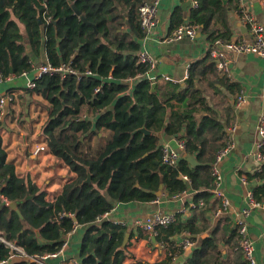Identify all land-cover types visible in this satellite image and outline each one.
Instances as JSON below:
<instances>
[{"label":"trees","instance_id":"1","mask_svg":"<svg viewBox=\"0 0 264 264\" xmlns=\"http://www.w3.org/2000/svg\"><path fill=\"white\" fill-rule=\"evenodd\" d=\"M117 1L121 0H0L3 78L10 73L23 74L32 69L27 43L39 50L43 38L41 27L45 28V46L51 65L66 64L80 73L88 69L92 72L80 77L77 73L64 76L60 72L46 73L37 80L34 88L41 90L50 101V117L43 130L50 148L75 173L56 198L57 217L61 213L71 215L60 218L70 223L66 231L75 224L89 225L81 242L79 264H249L240 256L237 224L231 230L232 240L227 239V242L241 261L223 259L216 238L206 237L188 258L175 263L174 256L179 248L173 237L184 231L195 234L197 230L191 221L174 220L158 227L156 238L167 245L165 259L154 263L144 260L126 263L127 246L123 247L126 226L107 219L98 224L94 222L112 210L116 201L148 202L159 198L160 186L172 196L188 189L200 190L194 200L203 199L207 204L215 187L213 161L227 143L221 141L226 127L211 110L203 90L195 82L198 64L202 66L203 74L207 71L217 74L210 54L193 68L191 65L184 86L167 82L164 87L153 90L150 80L141 79L132 93L126 92L123 79L147 72L148 65L137 63L138 39L143 37V32L133 11L140 0H122L130 5L131 32L118 31L119 27L112 23ZM196 1L198 6L190 8L189 19L201 26L200 31L207 34L208 40L213 43L217 38H233L228 9L232 6L241 11L240 0ZM72 4L82 15L75 13ZM13 14L26 24L27 38ZM184 18V10L177 7L171 17V31L183 23ZM132 33L136 39L128 40ZM98 86L101 89L95 92ZM173 98L183 101L186 108L180 113L173 111L167 119V109H172L170 100ZM84 110L93 117L85 119ZM202 110L204 115L198 120L197 113ZM141 128L151 133L147 134ZM101 129L110 130L111 136L107 144L93 145L92 137ZM162 129L170 135H178L185 142V156L176 166L162 162V147L158 143V132ZM259 152L264 154V144ZM187 155H195L198 164L192 165ZM89 173L91 181L88 182ZM246 175L253 184V198L264 202V162ZM40 191L29 176H19L15 165L7 161L0 134V195L10 202L21 200L19 210L23 213ZM61 229L59 225L55 232H42L37 236L36 229L0 196V234L17 241L28 254L42 256L59 250L63 244ZM40 237L46 242L41 243ZM7 253L8 249L0 243V257ZM14 264L34 263L21 260Z\"/></svg>","mask_w":264,"mask_h":264},{"label":"crops","instance_id":"2","mask_svg":"<svg viewBox=\"0 0 264 264\" xmlns=\"http://www.w3.org/2000/svg\"><path fill=\"white\" fill-rule=\"evenodd\" d=\"M142 1H139L133 11L138 19V8ZM240 6V10L253 14L264 25V7L261 0H240ZM177 7L184 10V22L190 21L189 10L193 7L192 0H162L159 5V22L153 37L144 39L141 27L143 37L138 39L140 49L148 51L156 61L153 68L148 65V72L145 75V79L153 83V90L164 87L167 82L184 86L193 65L210 54L209 48L212 42L208 40L207 34L200 30L195 38L188 36L181 39L170 38L174 31H171V17ZM130 15V5L122 0L117 1L112 12V16L115 17L112 23L119 27L118 31L131 32ZM12 17L19 23L23 36L27 38L26 24L20 22L15 14ZM228 18L233 30V37L252 40L253 35L242 22L240 11L235 7H229ZM41 32H43V38L39 50L27 43V53L32 63V69L27 74L10 73L0 79V96H5L7 99L1 117L0 134L2 146L7 153V161L15 165L16 173L19 176H29L41 189L40 193L29 201L27 209L22 213L23 218L35 229H39L40 235L42 232L53 233L59 225L62 226L61 240L68 242L62 255L48 257L46 261L49 264H75L73 259L76 258L79 262L81 242L89 225L75 224L67 232L66 226L70 224L69 221L64 222L57 217L56 198L63 191L65 184L73 179L75 173L52 152L48 139L44 135V126L50 117L49 99L41 90L30 88L27 85L30 79L35 78L40 65L50 63L46 52L44 27H41ZM133 38H135L133 33L127 37L128 40ZM228 55L230 77L222 74L210 57L217 74H212L210 71L203 74L202 66L198 64L195 82L203 90L211 110L214 111L224 128L226 127V133L221 141L226 143L229 139L231 126H236L233 132L236 145L218 164L223 175L220 188L228 196L230 204L227 208L222 207L221 200L215 193L216 183L212 188L213 194L209 202L204 206H191L195 194L200 190L188 189L186 194L172 196L167 193L164 186H160L157 191L159 198L152 201H116L110 210L112 215L108 221L116 224L126 223V230L129 233L126 244V263L137 260L154 263L165 259L167 252L160 248V241L155 237L149 238V235L140 227L139 222L144 221L156 211L171 213L179 210L180 215L175 220L182 223L191 221L197 233L188 232L195 241L191 247L182 245L186 231L173 237V242L179 248L175 263H180L188 258L206 237L216 238L217 244L222 250L223 259L233 261L236 258L241 261L236 257L234 249L231 248L227 239L232 240L230 239L231 230L235 228L238 219L244 218L242 211L250 208L249 214L245 217L248 223V232L254 242L255 256L259 264H264V206H251L250 192L253 191V184L243 181L248 172L259 167L256 157L260 149L257 146L262 139L259 126L260 117L264 114V57L251 53L234 52H229ZM188 64L192 65V68H188ZM241 91L247 95L248 102L238 106L237 96ZM170 102L172 109H167V119L173 111L180 113L186 108L184 102L176 98L171 99ZM162 103L165 104L164 101ZM82 114L85 119L93 117V114H90L88 110H84ZM203 115V110L198 112V120ZM110 136V130L101 129L93 135L92 144L105 145ZM177 136L170 135L162 129L158 132V143L160 147L170 143L174 148H178ZM208 137L211 138L210 134ZM40 146H45V148L37 151ZM179 152L180 157L185 156V148L179 149ZM189 156L196 159L195 155L186 157ZM219 208L222 209L220 213H218ZM130 234L132 235L130 236ZM40 235L37 234V236ZM39 241L46 242L43 237H40ZM240 256L244 262L245 257L242 250ZM180 257L183 260L178 262Z\"/></svg>","mask_w":264,"mask_h":264},{"label":"built area","instance_id":"3","mask_svg":"<svg viewBox=\"0 0 264 264\" xmlns=\"http://www.w3.org/2000/svg\"><path fill=\"white\" fill-rule=\"evenodd\" d=\"M162 0H143L138 8L139 13V19L140 24L142 27V30L144 32V39H150L153 37L154 30L159 22V5ZM262 1V5L264 7V0ZM44 5L46 3L44 2ZM192 6L197 7L198 3L196 0H192ZM241 12V20L246 25V27L251 31L253 37L252 40H248L246 38H217L213 43H211V46L209 48V53L212 58V60L216 63V66L218 70L224 74L230 77V59H229V52L234 53H251L256 54L261 57H264V25L260 23L257 18L251 14L244 12L243 10ZM44 16L47 20L48 17L46 16V12H44ZM199 24H194L190 21H185L178 25L174 31L171 33V39H181L185 36L195 38L198 31H199ZM137 63L138 64H146L149 65L150 68H153L155 66V58L145 49H140L137 53ZM60 72L63 76L66 73H74L80 75H90L92 74L91 70H86L84 73L78 72L75 68H73L71 65L63 64L61 66H53L50 63H45L40 65L38 72L34 79H30L28 81V87L35 88L36 82L38 79H40L44 74L46 73H55ZM148 72V71H147ZM23 74H27V72H24ZM145 75L147 73H138L137 75L133 77H128L126 79H123V81L126 83V92L131 93L134 89V85L137 81L141 79H145ZM188 75V74H187ZM2 78V71L0 67V79ZM101 89L100 86H98L95 89V92H99ZM6 97L0 96V119L4 113V108L6 104ZM248 102L247 95L244 94V91H241L239 95L237 96V105L241 106ZM236 126H231L229 130V139L227 140L226 145L217 153L216 159L213 163V175L215 177V193L217 197L220 198L221 204L223 208H227L230 204V200L226 193L220 188V185L223 180V175L219 169V162L226 156L227 153H229L232 149H234L236 142L233 138V132L235 131ZM259 131L262 135V139L259 142L258 146L260 149L264 144V114L260 117V126ZM178 148H174L170 143H166L162 147V161L163 163L176 166L178 162L180 161V152L179 149L185 148V142L178 138ZM45 146H40L37 148V151L44 149ZM257 160L259 162V166L264 162V154L262 152L257 153ZM184 179H188L186 175H184ZM243 181L247 184H250L247 177L245 176L243 178ZM188 190L175 195L180 196L181 194H186ZM3 201L6 205L10 204V201L4 196L0 195ZM250 199H251V206H264V202L257 201L253 198L252 192H250ZM206 205V202L203 199H199L198 201L193 200L191 203L192 207H198V206H204ZM180 211V210H179ZM179 211L177 212H171L166 213L162 211H156L155 213L148 216L144 221L139 222L140 227H142L143 231L149 235V238H153L158 235V227L167 225L177 219L180 215ZM222 211L221 208H219L220 213ZM250 208H246L242 211L243 217L240 218L237 221V225H239V246L243 252L244 257L247 259L249 264H259V261L257 260L255 256V246L254 242L251 239L249 232H248V223L245 217L249 214ZM68 214L61 213L58 215V218H64ZM112 215L111 211L105 212L103 215L99 216L96 219L97 223H100L104 219H109ZM68 216H71L70 214ZM122 226H126L125 222H119ZM0 243L4 244V246L8 249V253L5 257H0V264H14L17 262H20L21 260H30L34 264H49L46 259L48 257H57L62 255L65 252V249L68 245L67 241H63L62 246L59 250L52 253H47L42 256L38 255H30L28 254L24 247L17 243V241L7 239L4 235L0 234ZM195 244V241L192 239V235L188 234V232L185 234V237L182 241V245L184 247H191ZM160 248H163L167 251V245L163 242L159 243ZM169 255H172L169 253ZM174 259H176V256H174ZM73 262L75 264H79L78 260L75 258L73 259Z\"/></svg>","mask_w":264,"mask_h":264},{"label":"water","instance_id":"4","mask_svg":"<svg viewBox=\"0 0 264 264\" xmlns=\"http://www.w3.org/2000/svg\"><path fill=\"white\" fill-rule=\"evenodd\" d=\"M188 4H189V3H188ZM72 7H73V9H74V11H75L76 14H78V15H82L81 10L78 9L74 4H72ZM82 18H83V20H84L85 22H87V19H86L84 16H82ZM141 130H142L143 132H145V133H148V134L150 133V131L147 130V129H145V128H141ZM187 159H188V161H190V162H191L192 164H194V165L198 164L197 160H196L194 157L189 156ZM87 181H88V182L91 181V174H90V173H89V177H88ZM159 194H161V191H159ZM164 199H165V197H164ZM20 202H21V200H14V201H11L9 205H10V207H11L12 209L18 211V213L23 217V214H22V213L20 212V210H19V203H20ZM74 220H75V217H74ZM36 232H37L38 235H40V231H39V229H36ZM128 239H129V233H126V237H125V240H124V243H123V247H125L126 244L128 243ZM182 260H183V258L180 257V259H178V262H179V261H182Z\"/></svg>","mask_w":264,"mask_h":264},{"label":"bare ground","instance_id":"5","mask_svg":"<svg viewBox=\"0 0 264 264\" xmlns=\"http://www.w3.org/2000/svg\"><path fill=\"white\" fill-rule=\"evenodd\" d=\"M247 13H248V12H247ZM187 67H188V68H190V67H191V65H190V64H188V65H187ZM232 150H233V149H232ZM232 150H231V151H232Z\"/></svg>","mask_w":264,"mask_h":264}]
</instances>
